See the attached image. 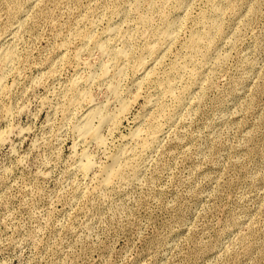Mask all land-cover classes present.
I'll return each mask as SVG.
<instances>
[{
    "label": "rangeland",
    "instance_id": "374dc122",
    "mask_svg": "<svg viewBox=\"0 0 264 264\" xmlns=\"http://www.w3.org/2000/svg\"><path fill=\"white\" fill-rule=\"evenodd\" d=\"M0 264H264V0H0Z\"/></svg>",
    "mask_w": 264,
    "mask_h": 264
},
{
    "label": "bare ground",
    "instance_id": "6f19581e",
    "mask_svg": "<svg viewBox=\"0 0 264 264\" xmlns=\"http://www.w3.org/2000/svg\"><path fill=\"white\" fill-rule=\"evenodd\" d=\"M198 39V38H197ZM197 39H196V42H197ZM193 42V41H192ZM194 43H195V41H194ZM4 66V65H3ZM2 66V67H3ZM94 108V107H93ZM97 108V107H96ZM124 109V106L122 105L121 106V108H120V110H123ZM91 109H89V111H90ZM95 110V109H94ZM125 110V109H124ZM92 111V110H91ZM97 111L95 110V112H89L90 114H92L93 116L94 115H96L97 113H96ZM118 112V111H117ZM123 112V111H122ZM89 113H87L88 115H89ZM94 113H96V114H94ZM86 114V115H87ZM118 114V113H117ZM85 115V116H86ZM92 115H89L90 117H91V119H90V117H86L87 119H84L83 118V120L82 121H84V122H82L83 123V125H84V127H82V128H84L83 130H85L84 132H87V134H90V135H92L93 137H97V133H98V129L100 128L99 126V128H97V127H93V125H92V127L94 128V129H92L91 128V126H90V124L92 123V119L94 118H92ZM114 115V114H113ZM97 116H98V114H97ZM98 117H100V116H98ZM108 117V116H107ZM106 116L105 117H103V118H100L101 120H100V123L99 124H97V125H103V123H106L108 120H110L111 118H107ZM110 117V116H109ZM113 119V118H112ZM111 119V120H112ZM89 120H91V121H89ZM94 120V119H93ZM88 122H91V123H88ZM105 125V124H104ZM101 130V129H100ZM81 131H82V129H81ZM83 132V133H84ZM79 133V132H78ZM81 135H82V133H81ZM85 135H83V137H84ZM82 137V136H81ZM89 137V136H88ZM97 139V138H96ZM95 139V140H96ZM97 142V141H96ZM116 161V160H115ZM90 163V162H89ZM87 164V163H86ZM85 164V167L83 168V170L85 169V170H87V168L89 167V165H86ZM83 167V166H82ZM112 168V167H111ZM118 168H120V166L118 167ZM90 169V168H89ZM116 169V168H115ZM106 175H105V178L104 179H106V182H110V180L112 179V178H116L117 176H118V174H119V172L118 171H115L114 169H106ZM107 176V177H106ZM113 182V181H112ZM108 184V183H107Z\"/></svg>",
    "mask_w": 264,
    "mask_h": 264
}]
</instances>
